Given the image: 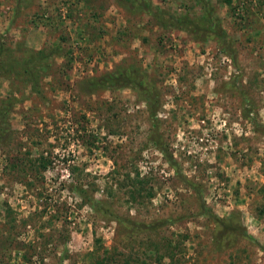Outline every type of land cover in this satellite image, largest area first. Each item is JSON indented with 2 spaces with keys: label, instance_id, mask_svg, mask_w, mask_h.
Returning a JSON list of instances; mask_svg holds the SVG:
<instances>
[{
  "label": "rangeland",
  "instance_id": "rangeland-1",
  "mask_svg": "<svg viewBox=\"0 0 264 264\" xmlns=\"http://www.w3.org/2000/svg\"><path fill=\"white\" fill-rule=\"evenodd\" d=\"M135 1L0 0V264H264V0Z\"/></svg>",
  "mask_w": 264,
  "mask_h": 264
},
{
  "label": "trees",
  "instance_id": "trees-1",
  "mask_svg": "<svg viewBox=\"0 0 264 264\" xmlns=\"http://www.w3.org/2000/svg\"><path fill=\"white\" fill-rule=\"evenodd\" d=\"M129 1V0H127ZM131 4L134 5L136 4V8H139L140 10L150 13V9H149V2H145V3H137L135 0H130ZM174 20H176V23H179L181 21V19L179 17H174ZM57 49L58 47H53L50 49H39L36 50L35 52H30L29 56L27 58H23L22 60H16L15 61H11L8 64L12 66V68H19L23 71V73L30 75L31 73L34 72L35 70V66H39L40 64H44L45 60L47 57L53 55V54H57ZM96 83H98V86H110L112 84H119L121 86H126L128 88H131L133 91L136 92L137 96H141L142 100L145 101L147 103V106L151 112V110H153L154 107V103L151 100L152 96H151V92L149 91L148 86L145 83V80L143 78L142 75L138 74V73H132V71L130 70H125V71H120L117 73H109L107 75H105L103 78H100L98 80H96ZM92 86H94L95 83H91ZM137 177V175H136ZM135 186V190L137 191V194L141 192V190H143L142 187V179H136L135 183H133ZM132 193V191H130ZM214 220L217 222H222L223 220L217 219L214 217ZM222 224V223H221ZM219 224V226L221 225ZM223 227V224L222 226ZM225 229V228H224ZM156 246V244H154ZM173 248V245H171L170 243H165L164 248H166L165 251H163L161 254H158L156 261L159 262L160 257H163L164 254H166L169 257H173L170 253V249L169 248ZM154 248V247H153ZM155 250V248H154ZM157 250V249H156ZM109 261H105L104 262H94V264H109ZM144 262V261H143Z\"/></svg>",
  "mask_w": 264,
  "mask_h": 264
}]
</instances>
